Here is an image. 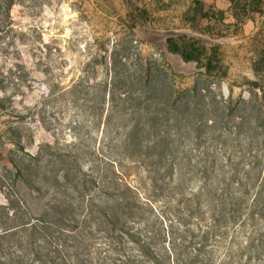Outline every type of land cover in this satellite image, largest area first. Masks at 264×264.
I'll return each instance as SVG.
<instances>
[{
    "label": "rangeland",
    "instance_id": "1",
    "mask_svg": "<svg viewBox=\"0 0 264 264\" xmlns=\"http://www.w3.org/2000/svg\"><path fill=\"white\" fill-rule=\"evenodd\" d=\"M151 1L15 0L10 18L0 13V203L21 197L32 215L56 208L67 219L61 228L77 235L68 244L72 264H125L137 255L134 242L119 231L124 221L154 251L168 230L177 235L186 228L188 250L202 248L200 256L209 255L213 264L225 255L230 264L264 263V217H247L257 184L227 187L235 170L244 179L253 156H262L264 136L260 148L248 147L231 115L211 131L197 134L189 126L185 142L160 157L153 143L166 129L148 121L170 118L172 111L157 112L154 96L136 82L135 57L154 59L179 95L202 70L168 52L166 39L201 37L217 48L226 72L205 83L208 98H248L246 81L264 87V70L253 71L257 54L264 52V10L253 24L204 20L189 29L179 21L182 10L159 11ZM134 9L146 10V19L133 28L130 45L119 43ZM111 55L126 58L124 86L111 81ZM217 108L204 116L215 117ZM257 167L262 170L264 159ZM218 197H244L237 222H213ZM115 216L114 228L102 224Z\"/></svg>",
    "mask_w": 264,
    "mask_h": 264
},
{
    "label": "trees",
    "instance_id": "2",
    "mask_svg": "<svg viewBox=\"0 0 264 264\" xmlns=\"http://www.w3.org/2000/svg\"><path fill=\"white\" fill-rule=\"evenodd\" d=\"M252 1L253 7L250 12L260 13L261 9L258 7L261 0ZM14 4L15 0H0V13L3 17L10 18L9 13ZM237 7L235 16L239 17L247 13L244 5L237 4ZM131 14L133 17L128 31L120 38L119 43L125 42L130 45L133 42V28L138 22L146 19L147 11L134 9ZM183 16L184 21L189 24L187 27L189 29L201 26L203 20L209 22L214 20L219 25H222L224 20L222 11H204L203 4L197 0H194L193 7L185 11ZM262 16L264 17L263 14ZM166 49L168 52L178 55L184 62H194L202 72L196 73L191 88L180 91V94L177 95L169 85L168 73H161L154 59L147 58L143 61L140 54L136 53L138 66L136 82L143 86L146 94L154 96V106L157 112L166 115L172 111L170 118L154 117L148 121L151 127L160 129L164 126L166 129L155 134L153 148L157 151V155L163 157L167 152L173 153V149L176 151L177 145L185 142L184 132L189 136V132L186 131L189 126L191 132L195 131L199 134L201 129L210 130L220 126L231 115L237 135L247 142L248 147L255 143L260 148L258 142H260V136H264V87L262 83L246 81L251 87L248 89V98L240 97L234 102L228 98L226 101L213 103V97L208 98L206 95V92L209 93V91L205 83L211 77L216 75L223 77L226 74L222 69L217 48L201 37L178 34L166 39ZM109 59L112 83L124 86V83L127 82L126 58L111 55ZM254 62L253 71H263L264 52L257 54V60ZM214 108L218 109L215 117L204 116L206 113L213 112ZM139 125L141 126V122ZM169 128L175 129L172 134L169 132ZM198 137L199 135L195 139ZM178 140L179 143L175 144ZM9 143L17 144L11 141ZM253 158L255 161L248 165L244 179L239 181L238 171L235 170L230 175L231 181L227 187L237 186V189H245L247 181L254 180L257 186L255 195L248 205L247 216L254 222L256 217H264V167L262 170L257 167L260 159H264V153L262 156L256 154ZM32 159L37 160L38 157H32ZM12 166L14 167V165ZM14 171L17 174L16 176L14 174L15 177H21L20 170L14 168ZM235 180L236 185L232 184ZM226 191L230 190L226 188ZM243 198L218 197L219 207L216 214L212 213L214 214L212 216H215L213 222L218 225L237 222L239 220L237 209L245 201ZM27 205L21 197L7 199L6 203H0V264H72L73 258L70 257L73 256L70 255L71 250L69 249L71 245L68 244L77 241V235L74 231L61 228L66 223V217L57 212L56 208H51L50 213L46 211L32 215ZM213 208V211H216L215 207ZM114 219H117L118 222L116 216L105 221L101 220V222L105 226L108 224L114 228L116 226ZM177 222L181 228L186 227L184 221ZM122 224L119 231L134 242L137 251V255L125 258V264H213L209 255L204 259L200 256L202 248H197L195 253L188 250L186 228L185 231L182 229L177 235L168 230V233L163 235L162 247L158 251H154L151 249L150 243L141 241L129 229L124 228V224H127L126 221ZM208 234V231L201 234L200 241L202 243L207 240ZM261 235L264 233L262 232ZM218 264H230L228 255L223 256Z\"/></svg>",
    "mask_w": 264,
    "mask_h": 264
},
{
    "label": "crops",
    "instance_id": "3",
    "mask_svg": "<svg viewBox=\"0 0 264 264\" xmlns=\"http://www.w3.org/2000/svg\"><path fill=\"white\" fill-rule=\"evenodd\" d=\"M203 4L204 11L215 10L222 11L224 13V20L222 25L226 26H235V25H244V24H253V20L257 18L259 13L250 12V9L253 7L252 0H197ZM152 5H157V10H171L173 8H178L182 10L180 12L179 21L185 25L189 26L187 22L184 21V13L188 9L193 7L194 0H152ZM237 4L244 5V8L247 10V13L239 17L235 16L237 12ZM261 10H264V0L260 1L258 7ZM263 18L261 17V20ZM204 21V20H203ZM210 22H215L211 20ZM221 24V23H220Z\"/></svg>",
    "mask_w": 264,
    "mask_h": 264
}]
</instances>
